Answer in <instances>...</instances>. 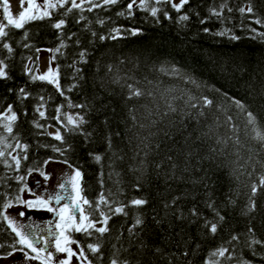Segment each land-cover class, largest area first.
Instances as JSON below:
<instances>
[{"label": "trees", "instance_id": "1", "mask_svg": "<svg viewBox=\"0 0 264 264\" xmlns=\"http://www.w3.org/2000/svg\"><path fill=\"white\" fill-rule=\"evenodd\" d=\"M130 2L119 0L116 5L91 11L85 4L82 11L74 9L68 14L64 8L54 9L50 18L32 21L24 29H6L9 36L0 41V59L8 64L11 79H0V125L5 123L2 116L9 106L19 118L11 136L0 126V137L7 136V143L13 146L18 140L28 148L26 153L15 147L7 149L5 157L0 158L13 163L8 152L27 155L19 169L0 162V210L6 199L22 197L20 189L27 187L28 169L43 170L45 161L67 159L69 166L83 172V195L93 202V208L101 193L122 203L139 197L149 201L141 210L127 208V216L112 215L101 204L100 210L111 216L107 223L110 230L103 236L94 230L91 237L68 231L71 239L84 246L93 264H110L113 258L130 264H207L211 254L221 247L228 248L229 253L212 257L220 264H237L241 259L264 264L260 255L264 248L257 246V255L253 256L244 244L250 236L249 227L255 229L256 238L264 240V193L255 197L256 210L247 212L251 185L258 184L264 175V144L254 138L246 113L233 102L241 100L264 130V0H189L179 12L165 0H147L144 6L139 2L134 5L129 15ZM248 6L253 8L252 13L239 11ZM153 7L159 10L156 16L150 12ZM213 10L221 15H213ZM184 14L190 19L181 21ZM60 19L66 20L65 26L54 28ZM205 28L210 31L205 32ZM133 30H139V34L132 35ZM220 32L228 34L220 36ZM3 43H10L14 51L8 53ZM56 48L60 52H55ZM37 49L52 50L53 70L58 69L63 95L55 84L31 79L32 75L38 76ZM173 70L179 74H173ZM189 77L200 87L193 85ZM126 83L151 92L154 99L147 95L127 99ZM20 88L30 93L26 99L19 98ZM173 96L178 98L172 100ZM189 96H207L215 106L205 109L203 117L190 118L185 105ZM169 102L176 112L168 111ZM194 102L199 104L200 100ZM41 104L43 118L36 111ZM69 104L87 107L73 108ZM61 105L63 108L57 112ZM190 111L195 115L197 110ZM64 113L84 116V134L68 132L53 119L59 115L63 120ZM151 120L157 121L155 127L150 126ZM37 122L44 127L37 128ZM139 124L148 126L139 128ZM58 128L64 142L49 135L51 129ZM3 147L0 143V149ZM54 148L66 151L62 155ZM113 153L123 159L115 160ZM96 154L104 157L99 163L93 159ZM141 160H145L143 173L135 171ZM18 176L25 180L15 179ZM137 183L141 185L139 190ZM175 197H180L177 204L165 208ZM209 202H214L224 217L214 235L203 226L205 218L213 222L216 219L207 207ZM84 207L87 214L88 206ZM192 208L200 213L199 218L191 215ZM138 214L144 224L133 236L128 229ZM93 218L103 221L96 212ZM233 235H238L240 241H232ZM16 239L6 222H0V244L5 245L0 248V257L12 251ZM89 243H100L101 252H89ZM230 253H234L232 259L227 258Z\"/></svg>", "mask_w": 264, "mask_h": 264}, {"label": "snow or ice", "instance_id": "2", "mask_svg": "<svg viewBox=\"0 0 264 264\" xmlns=\"http://www.w3.org/2000/svg\"><path fill=\"white\" fill-rule=\"evenodd\" d=\"M20 2V8L18 14H14L9 10L10 4L9 0H3V13H0V41H3L4 38L9 36V31L6 29L14 28V29H24L25 25L36 20H44L45 18H50L53 14L52 10L64 8L65 14L71 13L74 9L83 10V7L85 4H89L90 7L88 8L89 11H91L93 8H100L108 5H116L119 3V0H102V3L94 2V0H42L41 3H37V0H19ZM139 2L140 6H144L147 2V0H131V2L127 5V9L129 10V15H131V9L134 5H136ZM157 3H160L161 0H156ZM167 3H171V6L179 12L181 9L184 8L185 5L189 4V0H179V3H174L172 0H165ZM27 5V7H25ZM66 5H70L69 7H65ZM159 10L155 7L150 9V12L153 16L157 15V12ZM240 12L247 11L248 13L253 12V8L251 6H248L246 9L241 8L239 9ZM120 15H124V12L119 13ZM167 15V13H165ZM213 15L219 16L221 15L220 12L213 10ZM80 19H84L83 16L80 17ZM190 17L187 14H184L180 16L181 21H187ZM6 20V22H4ZM257 23H260L261 21L257 20ZM101 24L104 23L103 20L100 21ZM203 23V21H201ZM66 20L60 19L58 20L53 27L56 29H62L63 26H65ZM117 33H119V29H114ZM205 32L210 31L209 29L205 28ZM139 30H133L132 35H138ZM227 32H220L218 35L224 36L227 35ZM261 35H264L262 33ZM24 38L27 39V31L24 33ZM115 39L116 37H112ZM233 39H239V37H232ZM100 39H105V37H100ZM24 47H29V45L25 44ZM2 47L4 49H7L8 53H12L14 51L12 45L10 43H3ZM61 47H64V44H61ZM37 51H40L37 49ZM52 51V50H50ZM55 52H60V48H56L54 50ZM84 53H81V56H83ZM52 60L55 59V56L51 58ZM8 64L5 63V60L0 59V79L2 80H8L11 79L8 71ZM111 70V66H109V71ZM31 69H28V72L31 73ZM173 74L178 75L179 73L173 70ZM58 69L53 70L51 67L48 68L47 72L42 75H32L31 79L33 81L35 80H41V81H48L49 83H53L57 86L58 90H60L61 95H63V90L60 89L59 83H58ZM188 80L195 85L196 87H200V85L197 83L196 80L192 79L191 77L188 78ZM114 83H119V80H114ZM76 85H73L75 87ZM124 87L127 88V99L131 100L133 98H140L144 97L145 95L149 97H153V94L151 92L145 93L141 88L137 87L136 84H128L126 83ZM20 99H26L30 93L26 92L24 88L19 89ZM225 95H227L225 93ZM178 97L173 96L172 100L177 99ZM182 98V97H180ZM154 99V97H153ZM199 99L200 103L197 104L194 101ZM40 100L43 101L44 97H40ZM235 106L241 111L245 112L247 116V123L249 125L253 126V129L255 131V139H257L259 142L264 144V130H262L260 127L257 126V117L256 115L251 112L247 111V106L241 101V100H233ZM186 107L189 109L188 115L190 118L195 119L196 117H203L205 115V109L211 108L215 106V102L210 99L207 96H203L200 98H197L195 96H189L187 101H185ZM69 107L73 108H81L84 109L87 107V105L84 104H69ZM168 111L176 112L177 109L172 105V103H168L167 105ZM43 108V104H41L39 107H37L36 111L39 113L40 117H45V112L41 110ZM63 108V105L59 106L57 108V112L60 111V109ZM191 109H196L195 115L192 114L190 111ZM64 119L62 120L59 115L54 116L53 119L59 121L61 125L64 126V128L68 132H80L83 133V125L87 123L84 116L80 113H76L75 115L64 113ZM164 115H167V112H165ZM149 116H151V113H149ZM5 123L3 125H0L3 127L4 131L8 134V136H11L14 131V125L16 121L18 120V115L15 111L12 110V107H8V112L4 113L2 116ZM231 117H228V121L231 122ZM132 120L134 123V126L136 125V117L133 115ZM157 121L151 120L150 126L155 127ZM37 128H43L44 125L39 124L38 122L35 125ZM148 125L145 124H139V128H145ZM233 128H235V125H232ZM49 135H54L55 139L58 141L64 142V135L61 133L60 129L58 128L56 132L49 133ZM86 138L87 136H90V133L85 134ZM149 135H154V133L149 132ZM141 142H143L141 140ZM0 143H3L4 147L0 149V158H4L7 149L10 148H18L21 149L26 153L28 145L27 144H21L18 140L13 146L11 143H7V136L0 137ZM226 143V142H225ZM236 143H239V137L236 138ZM109 147H111V140H108ZM70 147V145H68ZM147 147V146H145ZM56 152H60L62 155L66 149L64 148H54L53 149ZM139 153H137L138 155ZM8 156L11 157V161L13 163H8L7 160H0V162L6 164L9 168H15L19 169L21 165L22 160L27 159V155H13L11 152L7 153ZM113 156L115 160H122L123 157L119 156L116 153H113ZM145 156H147V153H145ZM103 156L96 154L93 156V159L99 163L103 160ZM49 161H45L44 163L47 164ZM64 163H68L67 159L64 160ZM144 165L145 160L140 161V166L135 169L137 172L143 173L144 171ZM71 167V165H70ZM159 167V165H157ZM175 167V165H173ZM33 171H38L41 176L44 177L45 181L50 178V174L45 173L41 169H28V174L31 175ZM111 177V173L109 174ZM115 175L119 176V173H115ZM251 175V173H249ZM101 176H103V173H101ZM83 177L84 174L79 168H75L73 170V173L69 176H67L64 179V182L60 183L57 186V189L48 193L47 198L43 196H36L34 200H24L19 195L11 198L6 199L2 204V210H0V222H6L8 228L11 230L12 233H14L15 237L18 239L15 240V243L11 245L12 251H9L5 254L4 257L0 258H7L12 256L16 251L25 253L24 259L25 260H41L43 261V264H50V262L53 260V252L47 250V248H41L37 247L34 243V239L39 236V232L42 231L41 226L38 224H28L24 225L18 221L16 217H13L8 214V210L14 207V201L17 204L25 205L28 209H42L46 210L48 212L55 213L58 217V222L55 223L54 228L59 230L58 233L52 231L53 223L52 221H48V235L54 236L55 240L50 241L46 238L41 237L43 240V243L48 245L49 247H54L56 252L59 253H66V258L62 260H58L57 264H71L72 258L78 257L80 260V264H93L92 260L88 259V255L85 253L84 246H79L76 250H73L70 245L73 243H76L79 245V241L72 240L70 235H68V230L71 229L74 232H82L86 236L91 237L93 235V231L95 233H98L100 236H103L105 233L109 232V228L107 227L108 221L111 219V216L108 215L106 212L100 210V205L104 204L108 207V210L111 212L112 215L117 214H123L124 216L128 215V212L126 211L127 208L132 207L137 210H141L145 205L149 203V201L146 198L139 197V198H133L127 203L117 202L116 200H110L108 196H105L103 193L100 194L99 201L95 203V208H93V202L89 201L84 195H83ZM15 179H18L20 181L25 180L24 176H18L15 177ZM119 181H117L118 183ZM103 183V181H101ZM141 187L140 183L136 184L137 190H139ZM26 188V185H25ZM25 189L21 188L20 191L23 192ZM28 191H31V189H28ZM259 193H264V175L260 176L259 183L258 184H252L251 185V194L249 196V204L247 206V212H254L256 210V199L255 197ZM4 195H7L5 193ZM180 199V197H175L169 204H165L164 207L168 208L170 206H175L177 204V201ZM61 201H68L67 203L61 204ZM55 202L59 207H52V203ZM85 205L88 206V211L86 214L85 211ZM115 205V207H113ZM208 208L212 209L215 213V222L207 220L205 218L204 220V227L208 229V231L211 234H216L219 227V222L224 220V217L220 215L219 211L215 208L214 202H209L207 205ZM98 213L99 216L103 217V221H99L95 218H93V213ZM181 218H183V214L181 213ZM191 215L193 217L199 218L200 213L196 211L195 208L191 209ZM19 217L26 216L25 212H19ZM79 217V219H77ZM97 223H103L105 226L102 227H96ZM159 223V221H157ZM144 224V219L141 215H136L135 219L128 229L129 233L131 235H136V229L141 228ZM248 233L250 236L244 241L245 247L252 250L253 256L257 255V252L255 251L256 247L264 248V240H260L256 238L255 236V229L252 227L248 228ZM232 241H240V237L238 235H233L231 237ZM17 245H20L21 247H17ZM4 244H0V248H4ZM89 252L93 254H97L101 252L102 245L100 243H89L86 245ZM25 249H30L32 253H35V255H29L25 252ZM226 253H229V249L226 247H221L214 251L211 254V257H209L207 264H220V261L218 259H212V257H224ZM187 252H184L183 255H187ZM234 253H230L228 255V259L233 258ZM261 258H264V254H260ZM110 264H130L128 260L119 261L116 258H113L110 260ZM237 264H254L253 260H238Z\"/></svg>", "mask_w": 264, "mask_h": 264}, {"label": "rangeland", "instance_id": "3", "mask_svg": "<svg viewBox=\"0 0 264 264\" xmlns=\"http://www.w3.org/2000/svg\"><path fill=\"white\" fill-rule=\"evenodd\" d=\"M175 2L179 3V0H174ZM42 0H37V3H41ZM79 2V0H78ZM9 10L14 13L18 14L21 10L19 0H9ZM1 5H3V0H1ZM27 7V5H25ZM38 67L36 69L37 75H42L47 72L48 68L51 67L54 69V64L51 59L50 51L47 49L40 50L38 54ZM53 133L56 132L55 129H51ZM75 168L70 167L68 164L62 161L50 160L47 164H45L43 171L45 173L50 174V178L45 181L44 177L39 174V172H33L31 175L27 177V187L23 191L22 199L24 200H34L36 196H43L47 198L48 193L57 189V186L64 182V179L73 173ZM31 189V191H28ZM67 203V201H61V204ZM52 207H59L55 202L52 203ZM42 209H28L25 205L22 204H14V207L8 210V214L16 217L18 221L24 225L28 224H37V215L40 213ZM19 212H25L26 216L19 217ZM79 219V217H77ZM56 232V229L55 231ZM41 237L46 238L50 241L55 240L52 236H48L46 233L40 231L39 236L34 239V243L37 247L47 248V250L53 252V260L50 264H57L58 260H62L66 258V253H59L55 251L54 247H49L48 245L43 243ZM41 240V242H39ZM73 240V239H72ZM73 250H76L79 245L73 243L70 245ZM29 255H35L32 253L30 249L25 251ZM25 253L16 251L12 256L5 258H0V264H43L41 260H25L24 259ZM71 264H80V260L78 257H73L71 260Z\"/></svg>", "mask_w": 264, "mask_h": 264}, {"label": "flooded vegetation", "instance_id": "4", "mask_svg": "<svg viewBox=\"0 0 264 264\" xmlns=\"http://www.w3.org/2000/svg\"><path fill=\"white\" fill-rule=\"evenodd\" d=\"M36 220H37V224L41 226L42 232H44L48 235V221H52V223H53L52 231H55L54 225H55V223L58 222V217L56 216L55 213L48 212L46 210H42L40 213H38ZM58 231L59 230L56 229L57 233H58ZM48 236L52 237L51 235H48ZM39 242H41V240H39Z\"/></svg>", "mask_w": 264, "mask_h": 264}]
</instances>
